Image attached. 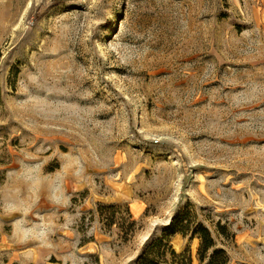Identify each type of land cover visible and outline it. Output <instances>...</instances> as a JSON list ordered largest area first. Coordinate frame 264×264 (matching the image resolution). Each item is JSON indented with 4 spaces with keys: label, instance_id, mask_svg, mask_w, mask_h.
I'll return each instance as SVG.
<instances>
[{
    "label": "rangeland",
    "instance_id": "374dc122",
    "mask_svg": "<svg viewBox=\"0 0 264 264\" xmlns=\"http://www.w3.org/2000/svg\"><path fill=\"white\" fill-rule=\"evenodd\" d=\"M189 203L264 264V0H0V264H136Z\"/></svg>",
    "mask_w": 264,
    "mask_h": 264
},
{
    "label": "trees",
    "instance_id": "16d2710c",
    "mask_svg": "<svg viewBox=\"0 0 264 264\" xmlns=\"http://www.w3.org/2000/svg\"><path fill=\"white\" fill-rule=\"evenodd\" d=\"M100 213L108 228L119 227L122 238L128 240L137 231L138 222L133 219L129 207L120 205L102 206ZM181 235L189 241H199L198 259L201 264H230L228 250L223 245L236 238L221 221L207 224L196 206L189 203L173 218L171 226L160 237L147 242L142 247L136 264H193L192 255L179 253L172 244L174 235Z\"/></svg>",
    "mask_w": 264,
    "mask_h": 264
}]
</instances>
